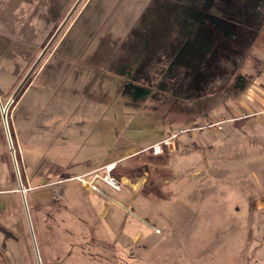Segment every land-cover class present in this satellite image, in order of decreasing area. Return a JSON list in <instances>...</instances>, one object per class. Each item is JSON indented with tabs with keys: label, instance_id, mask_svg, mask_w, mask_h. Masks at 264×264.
<instances>
[{
	"label": "rangeland",
	"instance_id": "obj_1",
	"mask_svg": "<svg viewBox=\"0 0 264 264\" xmlns=\"http://www.w3.org/2000/svg\"><path fill=\"white\" fill-rule=\"evenodd\" d=\"M234 4L231 70L207 0H0V264H264V0Z\"/></svg>",
	"mask_w": 264,
	"mask_h": 264
},
{
	"label": "trees",
	"instance_id": "obj_2",
	"mask_svg": "<svg viewBox=\"0 0 264 264\" xmlns=\"http://www.w3.org/2000/svg\"><path fill=\"white\" fill-rule=\"evenodd\" d=\"M187 0H183V2L185 3ZM217 1H222V2H224V4H225V6L226 7H233L229 12H227V11H225L224 9H219V8H217L216 7V4L214 3V2H217ZM234 1H236V0H207V3H208V8H209V12H210V14L211 15H213L214 17H216V18H219L218 20H216V19H213L214 21H212V23H208L209 24V27H212L213 29V32L215 33V38H213V37H210L209 36V34H208V29L207 30H204L205 32H206V34H205V36H207L208 38H213V39H215L216 40V42H217V44H216V47H220V52L222 53V54H224L225 52H223L224 51V49H226V48H228L229 49V51H231V52H235V50H236V46H241V44L243 45V42H245V41H247V34L245 33V32H242V29H241V27L242 26H239V23H238V18H239V16H240V11H238V9H237V6H235V4H234ZM230 7V8H231ZM209 19V18H208ZM207 19V20H208ZM211 19H212V16H211ZM250 23V22H249ZM252 24H251V27L252 28H256V29H258L256 26V24H253V22H251ZM255 23V22H254ZM225 26H228L227 28L225 27ZM224 29L225 30V28H226V33H225V35H223V33H222V31L220 30V29ZM230 29H232L234 32V34H232V36L230 37V32H229V30ZM256 29H254V31L256 30ZM230 33V34H229ZM260 33V32H259ZM212 35H214V34H212ZM244 40V41H243ZM228 42H230V43H228ZM232 43H234L235 44V48H233L232 47V50H230V44H232ZM229 44V45H228ZM226 54V53H225ZM225 54H224V56H225ZM225 57H227L226 59H227V62H229V63H231V64H229L227 67L228 68H230L231 70L232 69H234L235 68V66H236V63H237V65H239L240 64V61L241 60H239L238 62L236 61V63L235 62H233V60L229 57V55H227L226 54V56ZM241 57H242V55H241ZM240 59H242V58H240ZM190 87H192L191 85H190V83H189V86H187L186 88H190ZM17 96V95H16ZM119 170H116V172H118ZM115 173V172H114ZM15 237V236H14ZM16 238V237H15ZM28 243H29V241H28ZM29 247H31L30 245H29Z\"/></svg>",
	"mask_w": 264,
	"mask_h": 264
},
{
	"label": "built area",
	"instance_id": "obj_3",
	"mask_svg": "<svg viewBox=\"0 0 264 264\" xmlns=\"http://www.w3.org/2000/svg\"><path fill=\"white\" fill-rule=\"evenodd\" d=\"M171 141V137H167L164 140L157 142L153 144L150 149L152 150V153L155 155H158L162 153L163 146H168ZM110 164L103 166L102 168L93 171L92 173L88 174L89 179L84 180L81 179L83 182L87 183L91 190L94 191H100L98 181H102L108 186L112 187L116 191H120L123 188V182L120 181L118 178H116L112 173L114 171V168L111 169Z\"/></svg>",
	"mask_w": 264,
	"mask_h": 264
},
{
	"label": "crops",
	"instance_id": "obj_4",
	"mask_svg": "<svg viewBox=\"0 0 264 264\" xmlns=\"http://www.w3.org/2000/svg\"><path fill=\"white\" fill-rule=\"evenodd\" d=\"M254 66H256V67H258V69H259V71H261V68L262 67H264V64H258V65H254ZM259 75L257 76V77H254L253 75L252 76H250V79H249V83H247V85H246V87H245V91H246V88H249V89H247V90H249V91H251V93L253 92V90L255 89L256 90V87L259 85V86H263V84H262V80H260V77H261V72L259 73V72H257ZM21 95H22V93H21ZM21 95H20V97H21ZM20 97L18 98V100L20 99ZM260 99H262V97H259ZM18 100H17V102H18ZM17 104V103H16ZM16 106V105H15ZM63 135V133L61 132V131H58L57 133H56V137H60V136H62ZM57 138V139H58ZM63 146H58L57 148H62ZM108 164H115V167L114 168H116L117 166H119V169L118 170H120V168H121V166L119 165L120 163H119V161L118 160H115V159H113V160H109L108 162H105L104 164H99V165H96V166H93V168L92 169H90V170H88V171H84L83 173H81L80 175H82V174H90V173H92L93 171H96V170H98V169H100V168H102L103 166H105V165H108ZM79 175V176H80ZM119 177L120 178H122L123 179V177L124 178H129V176H127V174H121V175H119ZM87 185H85V187H86ZM87 189H90V188H88V187H86Z\"/></svg>",
	"mask_w": 264,
	"mask_h": 264
},
{
	"label": "water",
	"instance_id": "obj_5",
	"mask_svg": "<svg viewBox=\"0 0 264 264\" xmlns=\"http://www.w3.org/2000/svg\"><path fill=\"white\" fill-rule=\"evenodd\" d=\"M0 108L2 109V118H3L4 124L6 125L7 124V113H6V110L4 108H2V107H0ZM21 192H22L23 197H25L22 189H21ZM25 207H26V211H27V206L25 205ZM29 220H30V218H29ZM37 256H39V255L37 254Z\"/></svg>",
	"mask_w": 264,
	"mask_h": 264
}]
</instances>
